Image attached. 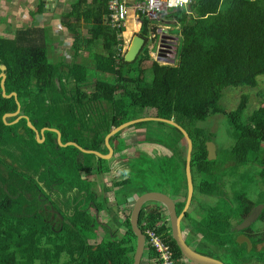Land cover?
Wrapping results in <instances>:
<instances>
[{"label": "trees", "instance_id": "trees-1", "mask_svg": "<svg viewBox=\"0 0 264 264\" xmlns=\"http://www.w3.org/2000/svg\"><path fill=\"white\" fill-rule=\"evenodd\" d=\"M126 1L133 5L143 0ZM107 3L74 0L71 11L60 18L64 29L73 35L81 24L87 26L85 49L93 56L95 70L106 76L94 83L91 95L80 87L78 76L83 65L48 60L45 36L34 37L45 31H17L11 40L0 39L5 94L14 93L17 100L0 94V264H132L136 237L129 217L121 234L97 222V216L109 209L107 200L93 190L97 180L90 177L109 173L111 161L84 154L73 146H58L52 131H44V141L38 143L27 120L37 132L57 130L63 144L74 142L84 150L106 155V135L122 123L142 118L145 110L150 111V117L172 120L187 132L192 141L194 193L217 199L213 207L198 203V218L190 214V205L184 215L186 244L199 235L193 248L197 253L224 264H264V188L254 199L250 195L264 185V88L259 107L245 120L241 116L248 103L246 95L240 97L233 111L218 107L224 89H253L257 78L264 76V0H192L186 9L171 12L167 18L177 21L180 37L175 61L173 65L152 62L149 86H144L141 74L133 78L124 69L133 62L126 63L124 56L118 61L113 58L116 38L108 26ZM41 7L38 0V10ZM150 23L144 16L137 22V35L142 39ZM99 37L103 44L94 50L93 42ZM139 54L136 63L149 60L144 47ZM111 77L120 85L108 83ZM16 102L27 120L23 117L5 124L2 118L16 111ZM218 114L227 118L235 139L222 162L207 160L205 142L210 140L194 126ZM11 121L6 119V123ZM135 126L145 129L137 144L153 145L160 152L156 156L140 152L136 160L129 161L122 155L121 161L125 159L127 165L122 179L103 186V193L112 191L114 202L121 207L144 193L161 192L174 201L179 215L187 191L182 157L183 147L187 149L185 140L178 129L166 123ZM120 134L111 137L110 143ZM123 147V143L117 144L114 154ZM250 166L254 167L253 174ZM194 175L218 179L237 175L239 187L228 199L216 181L199 180L196 184ZM50 210L56 212L53 220ZM164 211L161 206L146 204L138 216L142 233L146 228L165 232L163 225L156 227ZM253 211L262 227L255 230L251 224L237 231L233 222L242 224ZM97 227L103 230L102 237ZM239 236L246 237L247 243H240ZM168 237L175 264H186ZM96 240L99 242L94 243ZM143 256L148 264L155 258L147 247Z\"/></svg>", "mask_w": 264, "mask_h": 264}, {"label": "rangeland", "instance_id": "rangeland-1", "mask_svg": "<svg viewBox=\"0 0 264 264\" xmlns=\"http://www.w3.org/2000/svg\"><path fill=\"white\" fill-rule=\"evenodd\" d=\"M168 15L171 16L172 14L170 13ZM132 16H134V15H132V13H131L130 18H129V24L132 23V25L134 24V26H136V28H137L138 24H137V22H135V23L132 22V21H134L132 19ZM167 16L165 17L166 22L156 23L154 25V27L155 28H157V26H168L169 27V29H170L169 33L174 35V37L172 38V42H175V44H173V46L176 45L175 49H173V50L176 51V48H177L178 44L180 43V37H179V32H178L179 27L177 25L176 20L168 19ZM83 25L84 24H81V26H83ZM60 28L62 29L63 26L60 25ZM83 29L87 30V27L84 26ZM128 29H129V31H133L130 28H128ZM84 35L86 36V34H84ZM133 36H135V33L131 32V34L129 35V37L126 41V47H125V50L123 51L124 55L127 51V48L130 45V42H131ZM73 39H74L73 37H70L68 40L69 45H66L67 47H64L63 48L64 50H61L60 52H58L57 50H55L54 52L48 50L47 51V57H48V60L50 62H53L55 64L60 61L66 65H71L73 62H75L76 64L83 65L84 66L83 70L81 71L80 75L78 76V77H80V80H79L81 83L80 87L82 89H84V91L87 95H91L92 93H94V83L101 81V79L99 77H106V76H103V74H100L95 70L93 56L87 54V51L82 49L79 52H77L76 55H74ZM58 47H60V45ZM174 56H175V53H170L168 59L169 60L174 59V61H175ZM135 60H136V58H135ZM135 60L133 61L132 64L125 66L124 69L127 70L129 72V76L133 77V78H136L141 74L143 76V79H144V83H143L144 86H149V83H150L151 78H152L151 70H150V64L152 63V60L143 61L140 63H136ZM107 82L110 84L118 85V86L120 85L114 77H111L110 79H108ZM257 83H258L257 87L253 88V89L248 88V87H228V88L224 89L222 91V97L218 103V107L220 109L226 111V112L233 111L236 109V107L239 103L240 97L242 95H246L248 97V103H247L245 111L243 112V114L241 116V119L245 120L255 109H257L259 107L260 102L262 100L261 93H262L263 88H264V76H259L257 78ZM263 107H264V104H263ZM150 114H151L150 111L145 110L143 113V117H150ZM194 126H195V128L202 130L203 136L207 137L210 140V141H206L205 145L208 142H210L215 147V155H216L217 161H219V162L224 161L226 159V155H227L226 153L228 151H230L235 144V139H234L233 134L230 131V127L228 125L227 118L223 115H220V114L214 115V116H208V117H206V119L204 121L195 122ZM128 129H130L129 133H131V134H127L128 132H124V131H127L126 129L122 130L120 136L117 137L116 139L112 140L111 143H110V139H109L110 145H112V147H115L119 143H125L126 146L128 148H130V145L133 144L132 142H134L136 140V138L138 139L139 137H141L144 133V130H145L144 126H135V125L128 127ZM185 129H186V127H185ZM122 132L126 133L125 136H122ZM141 132H142V134H141ZM123 149H124V147H123ZM185 149L186 148L183 147L182 157H185V155H186ZM159 152H160V149L156 148L154 146L153 150L148 151L147 153H149L150 156H156L159 154ZM132 153H129L128 159L129 160H136L137 155L134 153L132 154ZM261 155L264 156V154H261ZM113 160H114V158L112 159V157H111L109 161L113 162ZM125 161H124V163H125ZM2 171H3V173H5V170H2ZM249 172L251 174L254 173V167L253 166L249 167ZM194 178H195L196 184L198 183L199 180L201 181V180L209 179V180L216 181L218 183L219 187L222 188L223 196H225L228 199L233 196V193L239 187L237 175L225 176L221 179H218L216 176L194 175ZM90 179H96L97 180V182H96L97 186L93 190L97 193V195H102V197H104L107 200L106 205L109 209V211L107 213L102 212L97 216V222L101 223V224L109 225L110 227H112L114 229H118L119 234L123 233L125 231L123 223H124L125 219L130 216V212H131V208H132L133 203L130 204L129 206L118 207L116 205V203L114 202L113 198H111V200H109L108 194L103 193V185L107 184L105 182H109V181H104V183L101 185V182L103 180H100V177H90ZM263 188H264V185H261L255 191H253V193L251 192L250 193L251 197L254 199L256 197V193ZM194 197H195L194 202L191 203V208L189 211L192 216L199 215L200 208L197 209L198 203L200 205L207 207L208 205L215 206L216 201H217L216 199L213 200L210 197L200 196L197 193L194 194ZM148 205L161 206L160 204H157V203H151V204L149 203ZM196 211H197V214H196ZM93 212L94 211L92 210L91 213L93 214ZM256 217H257V212L253 211L252 215L247 220L242 222V224H236V222H233V225H235V229H237V231L238 230L240 231L245 226L247 227V226H250L251 224H252L253 228L256 230V228L259 227V222L255 221ZM184 223H185V220L183 219L182 220V229L186 228ZM96 229H97L96 231H97L98 236L102 237L104 235L103 230L100 227H97ZM237 239L240 243H242V242L247 243V239L244 236H239ZM93 242L98 243L99 240H96ZM196 244H197V239H196V242L195 241L193 242L192 240L189 239V245L190 246L195 248L194 246ZM143 257H145V256H143ZM146 262L147 261L145 259H142L141 264H145ZM186 264H192V263L186 261Z\"/></svg>", "mask_w": 264, "mask_h": 264}, {"label": "water", "instance_id": "water-1", "mask_svg": "<svg viewBox=\"0 0 264 264\" xmlns=\"http://www.w3.org/2000/svg\"><path fill=\"white\" fill-rule=\"evenodd\" d=\"M54 1H57V0H54ZM143 43H144V39H142L138 35H135L132 38L130 45L127 48V51L124 55V61L126 63H131L135 60V58L138 56V54L140 53V51L142 49ZM2 70H4V67H2ZM4 81H5V75L0 74V88H1L2 97L3 98L13 97L14 100L17 101L16 100V94H14V93H12L10 95L5 94ZM54 82H55L56 86L59 85L57 79H55ZM16 104H17V108L13 114H6L3 116L2 120L5 124H14L19 119L22 118L19 115L20 105L18 102H16ZM8 118H15V119H14V121H12L10 123H6V119H8ZM24 118L27 120L26 117H24ZM142 122L166 123L170 126L175 127L176 129H178L180 131V133L182 134V136L185 140L186 146H187L186 155H185V179H186L187 191H186V198H185L184 207H183V209L179 215H177V213H176L174 201L168 195H166L164 193L147 192V193H144V194L136 197V199L133 202L131 212H130V216H129V224L131 227V231H132L133 235L136 237L135 250H134V254H133L132 264H141L142 257L144 254L145 237H144V234L142 233V231L140 230V228L138 226V216H139L141 209L146 204H149V203L160 204L165 209L167 216H168V220H169L171 239L175 242V244L178 247L181 255L183 256V258L186 261H188L192 264H224L223 262H221L215 258H211V257L205 256V255H202L200 253H197L191 247H189L185 242V237L183 236V232L181 229V223H182V220L184 219L185 213L188 211V209L191 205V201H192V197H193V193H194V188H193V183H192V174H191V170H190L192 141L189 138L187 132L182 127H180L178 124H176L174 121L164 120V119H160V118L142 117L139 119H134V120L122 123L118 127L112 129L104 138V147L108 150V153L106 155H102L99 152H95V151L84 150L74 142H67V143L63 144L61 142V134L57 130L44 128V129L40 130L39 132H37L30 125L28 120H27V125L30 128H32V130L34 131L35 138H36V141L38 143H42L44 141V137H43L44 131H52L57 135L56 143L58 146H61V147L73 146L84 154H91V155H94L98 158L109 161L110 158L114 154V150L109 143V139L111 137H113L114 135H116L117 133L121 132L122 130L127 129L128 127H131L133 125H136V124H139ZM40 136H41V138H40ZM206 152H207V160L208 161H213L216 159L215 147L213 146L212 143L208 142L206 144Z\"/></svg>", "mask_w": 264, "mask_h": 264}, {"label": "crops", "instance_id": "crops-1", "mask_svg": "<svg viewBox=\"0 0 264 264\" xmlns=\"http://www.w3.org/2000/svg\"><path fill=\"white\" fill-rule=\"evenodd\" d=\"M73 2L74 0H57V1L41 0L42 7L41 9L38 10V0H0V39L11 40L14 38L17 31L41 30L45 32L35 33L34 37L37 38L39 34L41 35L43 34V36H45L44 44L46 51L49 50L54 52L55 50H57L58 52H60L61 50H64L63 48L67 47L66 45H69L68 40L70 37L74 38L73 39L74 55H76V53L82 49L87 51V49H85L86 46L84 44V39H87L89 35L87 33V30L83 29L85 25L80 26L77 29V33L75 35L66 31L64 27L62 28V30H59L60 25L62 26L60 18L62 15L68 14L71 11V5ZM84 34H86V36ZM76 40L78 41V43H76ZM102 44H103V38L99 37L97 40L93 42V49L97 50L98 46ZM59 45L60 47H58ZM104 53L106 54V51H104ZM87 54H89L88 51ZM126 130L127 131L124 132H128L127 134H131L129 133L130 129L127 128ZM125 134L126 133L122 132V136H125ZM132 143L133 144L130 145V148H128L126 144L123 143L126 146L124 150L113 154L112 159L114 158V160L113 162H111L112 167L110 169V172L104 174L103 176H100V180H103L101 182V185L104 183V181H109V182H105L107 184L103 185L108 187L113 181L122 179L121 173L125 171L127 168V165H125V163L121 161L120 157L122 155H124L126 157V160L129 161L128 159L129 153L133 152L138 157V153L140 152L147 153L148 151L153 150L154 147L153 145H145V144L138 145L137 138ZM112 148L114 150V147ZM107 194L109 200H111V198H114L112 191H108ZM210 198H212L213 200L216 199L214 197H210ZM135 199L136 197L133 198V202ZM132 203L127 204V206H129ZM207 207H213V206L208 205ZM193 217L198 218L199 216L194 215ZM184 224L186 227V222ZM260 227H262V224L259 223L258 228ZM181 229H182V223H181ZM182 232L183 233L188 232V230L184 228L182 229ZM196 239L198 241L200 239V236L198 235Z\"/></svg>", "mask_w": 264, "mask_h": 264}, {"label": "built area", "instance_id": "built-area-1", "mask_svg": "<svg viewBox=\"0 0 264 264\" xmlns=\"http://www.w3.org/2000/svg\"><path fill=\"white\" fill-rule=\"evenodd\" d=\"M191 3L192 0H188L187 4H175L170 6V0H143L139 3L128 5L126 0H108V26L115 32L116 38L113 58L117 60L124 56L123 51L125 50L129 35L131 32L137 35L139 31V26L136 28L134 24H129L130 14L132 13V15H134L132 16L134 20L132 22L134 23L138 22L141 16H144V18L151 22L147 30L148 34L142 46V48L144 47L146 49L149 60L159 65H173L174 59L169 60L168 58L170 53H175L173 49H175L176 45L173 46L175 42H172L174 35L169 33L170 29L168 26H157V28H155L154 25L156 23L166 22L165 17L168 14L180 9H186ZM130 25L132 26L130 27ZM128 28L133 31H129ZM152 28H154V31H152ZM59 30L62 29L60 28ZM162 216L163 220L160 221L156 227L163 225L166 228L165 232L158 233L155 228H146L143 233L145 237V249L147 247L149 251L155 254V258L150 261L151 264H175L176 261L173 257L172 249L168 244L170 227L166 211L162 212ZM187 235L188 232L183 233L185 239ZM197 236L194 237V239L197 238ZM188 246L193 249L192 246ZM145 260L147 261L145 264H148V260ZM183 262L186 263L185 260H183Z\"/></svg>", "mask_w": 264, "mask_h": 264}, {"label": "flooded vegetation", "instance_id": "flooded-vegetation-1", "mask_svg": "<svg viewBox=\"0 0 264 264\" xmlns=\"http://www.w3.org/2000/svg\"><path fill=\"white\" fill-rule=\"evenodd\" d=\"M0 94H1V92H0ZM1 96H2V95H1ZM19 115H20L22 118L24 117V116L21 114V108H20V113H19ZM22 118H21V119H22ZM8 119H13V121H14L15 118H8ZM19 120H20V119H19ZM19 120H18V121H19ZM11 122H12V121H11ZM42 200H46V199L43 198ZM47 204H48V203H47ZM47 204H44V208H46V205H47ZM50 212H51V215H52V216H51V220H53L56 212H54V211H52V210H50ZM59 218H60V217H59ZM60 219H61V218H60Z\"/></svg>", "mask_w": 264, "mask_h": 264}, {"label": "clouds", "instance_id": "clouds-1", "mask_svg": "<svg viewBox=\"0 0 264 264\" xmlns=\"http://www.w3.org/2000/svg\"><path fill=\"white\" fill-rule=\"evenodd\" d=\"M188 0H170V6L175 4H187Z\"/></svg>", "mask_w": 264, "mask_h": 264}]
</instances>
